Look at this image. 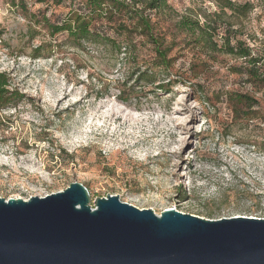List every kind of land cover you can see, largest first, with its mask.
<instances>
[{
  "label": "rangeland",
  "instance_id": "rangeland-1",
  "mask_svg": "<svg viewBox=\"0 0 264 264\" xmlns=\"http://www.w3.org/2000/svg\"><path fill=\"white\" fill-rule=\"evenodd\" d=\"M13 1L0 0V73L25 98L16 109L0 110V198L45 197L80 183L92 205L114 195L157 215L175 209L207 220L264 219V89L233 73L241 61L219 55L207 72L198 68L194 52L175 47L177 83L167 94L157 87L162 72L150 68V46L138 45L131 57L102 44L77 50L66 35L52 37L43 23L65 18L70 3L25 0L17 8ZM233 1L253 5L240 34L264 49V0ZM169 4L178 14L218 10L214 0ZM230 16L222 23L236 21ZM159 20L174 35L177 17ZM40 45L43 56L33 58ZM145 69L149 78L139 84ZM196 75L206 91L221 95L220 102L199 101ZM228 93L258 99V118L233 119L222 98Z\"/></svg>",
  "mask_w": 264,
  "mask_h": 264
},
{
  "label": "water",
  "instance_id": "water-1",
  "mask_svg": "<svg viewBox=\"0 0 264 264\" xmlns=\"http://www.w3.org/2000/svg\"><path fill=\"white\" fill-rule=\"evenodd\" d=\"M0 264H264V219L157 215L72 183L0 198Z\"/></svg>",
  "mask_w": 264,
  "mask_h": 264
},
{
  "label": "trees",
  "instance_id": "trees-1",
  "mask_svg": "<svg viewBox=\"0 0 264 264\" xmlns=\"http://www.w3.org/2000/svg\"><path fill=\"white\" fill-rule=\"evenodd\" d=\"M37 4L51 3L63 6L70 3L71 10L57 23L52 24L47 18L43 23L49 29L52 37L66 35L69 42L77 49H84L86 44H93L109 49L112 54L119 55L125 49L126 56L131 57L138 45L150 46L153 53L152 69L161 71L164 80L158 89L170 94L177 83L172 69L176 58L171 56L175 47L194 52L199 57L196 63L198 68L210 71V61H217L219 55H226L240 65L232 67L233 73L238 74L246 85L264 89V49L252 47L240 34L244 21L252 13L254 7L251 3L240 4L233 0H214L217 11L211 14L198 15L186 11L178 14L169 4V0H34ZM13 6L19 8L25 0H14ZM235 18V22L222 23L225 16ZM170 19L177 17L173 25L174 35L162 29L160 16ZM234 26L237 28L234 29ZM170 36V41L168 37ZM178 37L179 38L178 40ZM137 44V45H136ZM125 47V48H124ZM45 45L35 47L33 58L43 56ZM202 56L204 58H202ZM193 64V71L195 70ZM150 71V69H149ZM148 69L138 71L137 83L147 81ZM201 76L196 75L193 88L199 101L203 104L215 98L220 102L221 95L206 91L201 83ZM150 81V80H149ZM204 84V82H203ZM9 75L0 73V110L18 108L25 98L18 90L10 88ZM220 96V97H219ZM223 101L231 109L233 119L251 121L258 118L255 109L260 101L254 96L243 93H228L223 95ZM222 101V102H223ZM3 119L0 116V124Z\"/></svg>",
  "mask_w": 264,
  "mask_h": 264
}]
</instances>
